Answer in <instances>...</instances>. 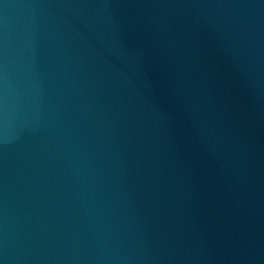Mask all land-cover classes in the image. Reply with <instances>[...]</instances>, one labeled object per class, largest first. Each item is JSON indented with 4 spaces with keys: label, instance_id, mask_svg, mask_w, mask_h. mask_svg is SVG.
Segmentation results:
<instances>
[{
    "label": "water",
    "instance_id": "1",
    "mask_svg": "<svg viewBox=\"0 0 264 264\" xmlns=\"http://www.w3.org/2000/svg\"><path fill=\"white\" fill-rule=\"evenodd\" d=\"M0 264H264V0H0Z\"/></svg>",
    "mask_w": 264,
    "mask_h": 264
}]
</instances>
